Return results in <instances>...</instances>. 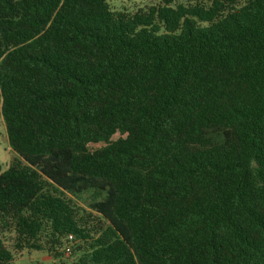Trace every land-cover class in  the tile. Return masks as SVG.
Returning <instances> with one entry per match:
<instances>
[{
	"label": "trees",
	"instance_id": "trees-1",
	"mask_svg": "<svg viewBox=\"0 0 264 264\" xmlns=\"http://www.w3.org/2000/svg\"><path fill=\"white\" fill-rule=\"evenodd\" d=\"M163 1L0 0V264H264V0Z\"/></svg>",
	"mask_w": 264,
	"mask_h": 264
},
{
	"label": "rangeland",
	"instance_id": "rangeland-1",
	"mask_svg": "<svg viewBox=\"0 0 264 264\" xmlns=\"http://www.w3.org/2000/svg\"><path fill=\"white\" fill-rule=\"evenodd\" d=\"M111 8L114 11H125L132 14L137 13L139 10H148L150 7H155L163 4V0H108ZM187 4L186 0H175L173 5ZM15 157L14 151L9 145L7 131L4 127L0 128V164L4 169L8 167L10 162ZM93 193H88L78 197V204L82 207H87L91 202ZM14 235L8 234L5 239L10 249H13ZM14 264H58L53 257L47 252L23 250L22 252H14ZM67 257V256H66ZM64 257V259H66Z\"/></svg>",
	"mask_w": 264,
	"mask_h": 264
},
{
	"label": "built area",
	"instance_id": "built-area-1",
	"mask_svg": "<svg viewBox=\"0 0 264 264\" xmlns=\"http://www.w3.org/2000/svg\"><path fill=\"white\" fill-rule=\"evenodd\" d=\"M69 238H70V240H72V237L71 236Z\"/></svg>",
	"mask_w": 264,
	"mask_h": 264
}]
</instances>
